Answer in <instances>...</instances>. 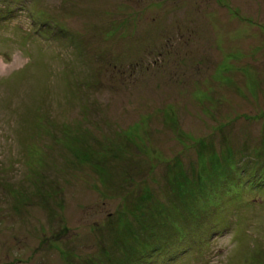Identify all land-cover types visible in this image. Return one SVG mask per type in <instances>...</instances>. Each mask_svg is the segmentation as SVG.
<instances>
[{
  "label": "rangeland",
  "instance_id": "1",
  "mask_svg": "<svg viewBox=\"0 0 264 264\" xmlns=\"http://www.w3.org/2000/svg\"><path fill=\"white\" fill-rule=\"evenodd\" d=\"M0 264H264V0H0Z\"/></svg>",
  "mask_w": 264,
  "mask_h": 264
}]
</instances>
